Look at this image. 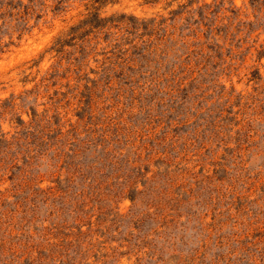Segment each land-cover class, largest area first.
Masks as SVG:
<instances>
[{"label": "rangeland", "instance_id": "obj_1", "mask_svg": "<svg viewBox=\"0 0 264 264\" xmlns=\"http://www.w3.org/2000/svg\"><path fill=\"white\" fill-rule=\"evenodd\" d=\"M0 264H264V0H0Z\"/></svg>", "mask_w": 264, "mask_h": 264}]
</instances>
